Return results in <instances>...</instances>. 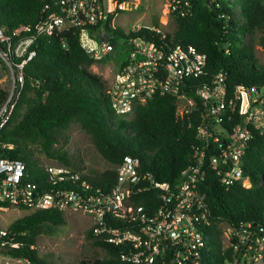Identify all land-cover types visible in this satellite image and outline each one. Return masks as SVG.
I'll return each instance as SVG.
<instances>
[{
    "label": "built area",
    "instance_id": "2783aa9c",
    "mask_svg": "<svg viewBox=\"0 0 264 264\" xmlns=\"http://www.w3.org/2000/svg\"><path fill=\"white\" fill-rule=\"evenodd\" d=\"M106 0H49L32 26L7 28L0 24V62L8 70L9 88L0 104V130L8 121L22 88V68L34 56L40 35L73 30L81 50L94 62L108 57L113 63L111 81L104 89L108 108L131 116L137 106L154 96L175 98V115L197 113L195 142L187 164L172 182L158 181L141 169L137 158L124 155L114 165L115 180L106 189L80 181L74 189L45 188L67 178L77 179L66 167L45 166V184L29 179L18 159L0 155V213L9 208L27 210L66 208L81 210L91 220L92 235L118 248L115 264H212L214 233L210 210L201 190L209 174L225 189L246 183L243 157L249 140L264 134V88L226 84L222 71L207 83L206 56L192 45H167L135 35L115 38L112 11ZM189 0H170L169 12L189 13ZM137 27L132 32H135ZM164 35L157 30L146 28ZM127 33V32H126ZM63 46V44H62ZM10 147L0 143V149ZM150 189L157 199L145 205L132 199ZM225 248L231 250L226 264L264 262V225L225 221ZM17 247L7 227L0 225V249Z\"/></svg>",
    "mask_w": 264,
    "mask_h": 264
},
{
    "label": "trees",
    "instance_id": "16d2710c",
    "mask_svg": "<svg viewBox=\"0 0 264 264\" xmlns=\"http://www.w3.org/2000/svg\"><path fill=\"white\" fill-rule=\"evenodd\" d=\"M47 1L0 0V24L7 28L21 24L32 26L39 20L40 9ZM189 3L188 14L170 13L175 30L162 40L159 34L143 27L135 32L124 33L116 27L111 31L115 38L139 35L170 46L192 45L206 56L205 73L197 76L199 83H207L220 70L229 89L235 85L264 88V66L255 65L243 51L240 38L245 31L258 30L264 34V0H189ZM110 19L109 15L108 22ZM32 48L34 56L22 68L23 83L15 106L0 130V143L10 147L0 149V155L22 161L29 179L45 184L44 169L27 147L36 143L47 156L58 158L72 174H78L77 179L67 178L45 188L74 189L80 181H87L92 187L106 189L115 180L113 168L85 171L70 164L64 152L51 149L68 125L77 123L91 135L96 151L111 165L130 155L156 180H175L187 164L195 142L196 112L176 116L173 96H154L134 109L127 124L122 120L113 124L103 115L110 111L103 82L87 70L94 60L81 50L73 30L40 35ZM5 95L0 90V104ZM243 172L246 183H235L225 189L209 174L200 187L214 223L210 229L214 233L212 264H224L225 259H231L230 248L219 250L216 222L225 221L232 226L240 222L264 225V134L255 133L249 140ZM157 195L156 190L150 189L132 199L146 206L148 201L155 202ZM63 223V212L56 209L34 210L16 218L8 230L18 246H4L0 254L25 259L31 264H51L37 255L35 239ZM88 236L106 254L90 264H115L118 248L93 236L91 228Z\"/></svg>",
    "mask_w": 264,
    "mask_h": 264
},
{
    "label": "rangeland",
    "instance_id": "374dc122",
    "mask_svg": "<svg viewBox=\"0 0 264 264\" xmlns=\"http://www.w3.org/2000/svg\"><path fill=\"white\" fill-rule=\"evenodd\" d=\"M169 4L170 0H124L122 2L111 0L108 8L112 9L110 13L112 24L124 33L137 27H143L157 30L164 36H170L175 30V23L169 12ZM235 14H237L236 10ZM240 38L243 51L250 55L255 65L264 66V34L258 30L245 31L240 35ZM223 47L225 48L227 45H223ZM87 70L100 77L105 89L111 81L114 66L111 60L104 59L93 62ZM8 84V70L0 62V90L6 92L9 88ZM103 115L113 124H118L120 120L127 124L130 117L114 114L111 111L103 112ZM27 147L39 166L66 167L58 158L47 156L38 144H28ZM51 149L64 152L70 164L79 166L85 171L100 172L105 169H114V166L106 162L96 151L91 135L77 123H70L58 141L51 146ZM27 213H29L27 210L9 208L0 213V225L8 228L13 220ZM63 218V224L36 237L35 249L38 256L51 264H90L94 259L106 256L103 250L93 244V237L88 236L91 220L86 214L78 209L66 208L63 211ZM224 226V223L215 226L222 247L225 246ZM0 264L31 263L25 259H14L0 254ZM224 264L226 263L224 262ZM255 264H264V262Z\"/></svg>",
    "mask_w": 264,
    "mask_h": 264
},
{
    "label": "water",
    "instance_id": "95a60500",
    "mask_svg": "<svg viewBox=\"0 0 264 264\" xmlns=\"http://www.w3.org/2000/svg\"><path fill=\"white\" fill-rule=\"evenodd\" d=\"M101 2H102V6H103V8H104L105 5H106V0H101Z\"/></svg>",
    "mask_w": 264,
    "mask_h": 264
}]
</instances>
